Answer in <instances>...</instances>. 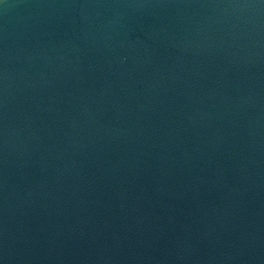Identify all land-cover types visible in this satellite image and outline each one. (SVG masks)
<instances>
[{
  "label": "water",
  "instance_id": "obj_1",
  "mask_svg": "<svg viewBox=\"0 0 264 264\" xmlns=\"http://www.w3.org/2000/svg\"><path fill=\"white\" fill-rule=\"evenodd\" d=\"M0 264H264V0H0Z\"/></svg>",
  "mask_w": 264,
  "mask_h": 264
}]
</instances>
